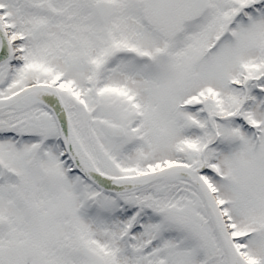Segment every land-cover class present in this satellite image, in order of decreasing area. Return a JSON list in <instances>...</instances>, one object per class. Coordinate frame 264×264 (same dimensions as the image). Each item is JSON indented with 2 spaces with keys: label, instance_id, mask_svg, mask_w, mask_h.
<instances>
[{
  "label": "snow or ice",
  "instance_id": "snow-or-ice-1",
  "mask_svg": "<svg viewBox=\"0 0 264 264\" xmlns=\"http://www.w3.org/2000/svg\"><path fill=\"white\" fill-rule=\"evenodd\" d=\"M0 264H264V0H0Z\"/></svg>",
  "mask_w": 264,
  "mask_h": 264
}]
</instances>
